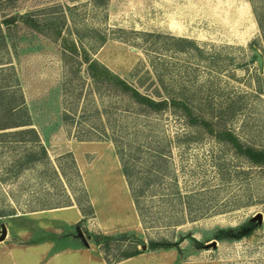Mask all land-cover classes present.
Instances as JSON below:
<instances>
[{
    "label": "rangeland",
    "instance_id": "rangeland-1",
    "mask_svg": "<svg viewBox=\"0 0 264 264\" xmlns=\"http://www.w3.org/2000/svg\"><path fill=\"white\" fill-rule=\"evenodd\" d=\"M254 5L264 27V0L0 5V18L31 10L60 28L2 25L0 66L18 82L48 156L20 166L17 158L35 145L0 136V251L79 248L76 264H264V164L240 156L208 127L189 126L181 104L175 111L141 110L92 77L85 61L95 58L155 98L188 97L214 120L221 114L242 141L264 147V31ZM101 125L130 155L136 189L144 186L138 203L112 138L78 139ZM103 166L98 199L91 182ZM80 182L92 205L87 215L72 197L85 201ZM53 204L71 209L61 214ZM123 231L140 237L143 251L108 263L94 236ZM149 239L173 244L149 249Z\"/></svg>",
    "mask_w": 264,
    "mask_h": 264
},
{
    "label": "trees",
    "instance_id": "trees-1",
    "mask_svg": "<svg viewBox=\"0 0 264 264\" xmlns=\"http://www.w3.org/2000/svg\"><path fill=\"white\" fill-rule=\"evenodd\" d=\"M10 2H13V0H0V5ZM253 8L258 17L259 24L264 31L263 20L259 15V12L255 5ZM60 16H63V14L59 13L58 17ZM16 20H19L24 24L40 31H44V29L47 28L51 29V27L54 28L56 33L60 31V28H56V24L58 25L57 20H47L46 18L40 20L31 10L18 12L14 15L0 18V47L6 46V39L5 35L2 32V25H10L11 23H16ZM54 22L56 24L53 26L52 24ZM178 39L190 42V40L186 38L178 37ZM73 49H75V47ZM85 59V61L87 62V70L92 77L96 78V80L101 81L102 83L109 84L115 90L121 92V94H125L129 98V100H131L132 103L138 105L141 110H145L148 112H159L168 109L170 105L174 108L175 103L176 105L181 104L184 109L183 115L187 117L186 122L189 126H194L200 131L201 129L208 127V131H210V133L215 132V136H217V138L229 144V146L240 156L255 164H264V147H257L242 141L239 135L235 133L234 130L223 124L224 117L221 114L220 117L217 116V118L214 120L213 116H207V114H205L201 110H197L195 108L196 106H194L192 102H190V98L188 97H182L179 99L176 98L173 94H170L169 99L167 97L155 98L153 97V95L141 92L137 87L129 83L125 78L119 76L95 58H88L87 56H85ZM4 68L6 67H4L3 65L0 66V119L4 120V124H1L0 128L15 126L23 127L15 128L13 130L0 131V136L10 135L14 140H19L25 143H32L35 145V149L30 150L24 155H21L17 158L16 161L18 165L23 166L28 162H35L39 160L41 161L43 157L47 158L48 156L46 148L41 142L40 135L37 129L34 126L30 125L33 122L30 117V112L25 103L23 94L19 92L20 86H18V82H12V73L3 72L2 70H4ZM173 111H175V108L173 109ZM64 118H72V115H70L69 113H64ZM99 127L100 128L96 130L97 134H82L78 137V139H105L108 136L112 138L116 146V151L120 158L122 172L127 178L134 200L136 201V203H138L139 196L144 192V186L136 189L133 178L134 168L132 162L130 163V155L119 144V140H117V137H114L113 134H107L106 130L104 129V125H101ZM153 152L159 157H161L163 154L162 149L154 148ZM66 154L70 155L71 165L75 169V174L79 176V171L73 156L70 152H67ZM53 171L55 172V174L58 172L55 166H53ZM60 173L63 175V170H60ZM148 181H146L145 183H148ZM80 187L83 192L85 201H82V198L78 197L76 194H74L72 197L78 204L82 214L87 215L89 212H92V205L81 182ZM72 192L74 191L72 190ZM68 204H71L70 200L61 205ZM61 205L53 204L49 207H57ZM78 238L82 239L81 236H79ZM94 240L98 243L99 251L102 253L103 257L108 263L116 262L123 258L137 255L143 251V248L139 246L140 244L144 243L143 240L137 235L126 231L120 232L115 235L97 233L94 236ZM82 243L85 244V240H82ZM172 244L173 242H168L164 239L148 240L149 249H158ZM114 247H116V250Z\"/></svg>",
    "mask_w": 264,
    "mask_h": 264
},
{
    "label": "crops",
    "instance_id": "crops-1",
    "mask_svg": "<svg viewBox=\"0 0 264 264\" xmlns=\"http://www.w3.org/2000/svg\"><path fill=\"white\" fill-rule=\"evenodd\" d=\"M109 153V152H107ZM105 166L93 171V182H91V188L98 190V199L102 195V190L105 186L103 175L106 172ZM69 207H57L54 211L65 214ZM73 209V208H72ZM71 211V210H70ZM79 248H59L55 251H50L48 247L43 246H31L29 248H18L14 247L9 251L2 249L0 251V264H28L29 260L32 264H76L78 256L80 254ZM46 257H43L45 256ZM135 256V255H134Z\"/></svg>",
    "mask_w": 264,
    "mask_h": 264
},
{
    "label": "water",
    "instance_id": "water-1",
    "mask_svg": "<svg viewBox=\"0 0 264 264\" xmlns=\"http://www.w3.org/2000/svg\"><path fill=\"white\" fill-rule=\"evenodd\" d=\"M258 59L261 61V59H262V57H261V55L259 54L258 55ZM4 233H5V227L3 226V228H2V236L4 235ZM213 244V243H212Z\"/></svg>",
    "mask_w": 264,
    "mask_h": 264
}]
</instances>
